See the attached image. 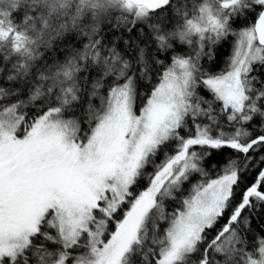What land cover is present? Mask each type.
<instances>
[{
  "label": "snow or ice",
  "instance_id": "6c2138e0",
  "mask_svg": "<svg viewBox=\"0 0 264 264\" xmlns=\"http://www.w3.org/2000/svg\"><path fill=\"white\" fill-rule=\"evenodd\" d=\"M86 10L143 25L138 67L98 26L41 66L68 25L45 39L0 11V51L16 56L0 67V264H264V237L249 250L244 235L264 216V167L241 190L264 164V0H79L73 28Z\"/></svg>",
  "mask_w": 264,
  "mask_h": 264
},
{
  "label": "trees",
  "instance_id": "16d2710c",
  "mask_svg": "<svg viewBox=\"0 0 264 264\" xmlns=\"http://www.w3.org/2000/svg\"><path fill=\"white\" fill-rule=\"evenodd\" d=\"M22 0H0V11L12 13L15 12L18 14V16L14 19H18L20 23L16 25V30L19 32H40L41 30L45 33V39L48 38L49 34H53L55 32V29L60 24L68 25L69 31L66 32L62 37L52 39V47L49 49H46L44 47L40 48V52L42 53L41 59L39 61L40 65L43 66L45 63L52 64L54 61L59 60L63 61L66 56L69 55L71 46L79 47L80 41L77 38V35L79 34V31L81 28L90 29L92 26H98L99 27V34L101 37H103V40L106 44L111 45L113 42H115L116 47L118 51L122 53L125 59L129 60L130 63L133 65L136 64V61L138 60V50L136 48V44L138 43L140 46H143L144 44L148 43V40L141 36V33L139 29L143 27L141 24H137L135 27L132 28L131 32L128 31V27L130 25H125L122 22H120V16L121 13L118 10H113L109 14L101 15V16H95L93 14V10H86L84 13L80 15V17L77 20L76 27H72V16L76 14V8L79 4V0H71V3L68 5L66 9H62L58 12H52L51 15H49L47 12L39 18H37V13L41 12L42 9L37 8L35 11H32L31 9L27 7H21ZM179 2H183V0H179ZM189 2H195L198 3V0H189ZM167 18L169 20L168 27H171V23L174 22V17L172 15L171 10L167 13ZM47 20L49 23V28H44V21ZM243 22H248L247 20H237L234 22L235 27L242 26L241 24ZM5 28H7V24H5ZM145 32H147V29H144ZM12 35V33H10ZM128 41V45H125V41ZM7 43V41L5 42ZM231 38L229 37L227 42H224L221 45H217V51H219L220 48H223V53L220 54L219 59L216 61H213L212 63L216 66L217 69L222 68L225 65V62L228 58V55L231 51ZM152 47L148 49L149 52L152 51ZM4 52L0 51V67H3L5 69L4 75L6 76L9 69L11 68L12 63L15 62L16 56L13 55L8 58L7 61L4 59ZM261 73H264V66H257V71L254 72V75H260ZM0 83H5L4 80L0 79ZM6 86H8L6 84ZM18 86V85H17ZM149 87L147 84H142L140 86V93L141 95L138 96L137 99V106L140 107L144 102V96H146V89ZM40 102H37L39 104ZM36 107H32L28 109L29 115H32L36 111ZM260 124L261 121L259 118H257V122L255 124V127L253 129H250L252 131L253 135H255L257 132L260 131ZM259 154H257L258 159ZM218 159L215 155H213L212 158H210L209 161H206L207 163H210L211 160ZM264 167V164H258L255 169H253L250 173H248L245 177V184L241 186V190H243V187L246 185L251 184L254 179L256 178L257 173L259 172L260 168ZM209 175L212 174L214 177L217 172L216 166L208 167ZM196 179V178H195ZM145 182V181H144ZM146 183V182H145ZM191 183V180L190 182ZM142 187V185H141ZM236 199H239V196L236 197ZM169 210H171L173 207L176 206L175 201H166L165 202ZM119 215V213H118ZM220 224L224 223V220H221L219 222ZM214 234V232L212 233ZM247 241H248V248L249 250H252L256 247L258 239L261 237H264V216L257 215L256 217L252 218L251 226L248 231L244 233ZM50 250H53L50 248Z\"/></svg>",
  "mask_w": 264,
  "mask_h": 264
},
{
  "label": "clouds",
  "instance_id": "9594fccd",
  "mask_svg": "<svg viewBox=\"0 0 264 264\" xmlns=\"http://www.w3.org/2000/svg\"><path fill=\"white\" fill-rule=\"evenodd\" d=\"M54 3L55 0H22L21 7H27L32 11H35L37 8L42 9L41 12L37 13V18H39L43 16L45 12L51 15Z\"/></svg>",
  "mask_w": 264,
  "mask_h": 264
},
{
  "label": "flooded vegetation",
  "instance_id": "af4514ba",
  "mask_svg": "<svg viewBox=\"0 0 264 264\" xmlns=\"http://www.w3.org/2000/svg\"><path fill=\"white\" fill-rule=\"evenodd\" d=\"M200 2V0H198ZM249 22V21H248ZM248 22H243L240 27L246 26L248 24ZM238 28V27H237ZM231 41H233V37H230Z\"/></svg>",
  "mask_w": 264,
  "mask_h": 264
},
{
  "label": "rangeland",
  "instance_id": "374dc122",
  "mask_svg": "<svg viewBox=\"0 0 264 264\" xmlns=\"http://www.w3.org/2000/svg\"><path fill=\"white\" fill-rule=\"evenodd\" d=\"M198 3H199V1H198ZM138 108H139V107H138ZM210 176L212 177L213 175L210 174ZM194 181H195V177L192 178L191 183L194 182ZM145 182H146V179H145Z\"/></svg>",
  "mask_w": 264,
  "mask_h": 264
}]
</instances>
